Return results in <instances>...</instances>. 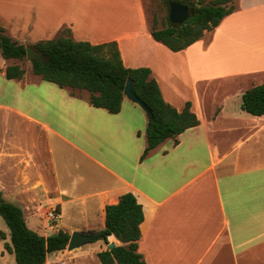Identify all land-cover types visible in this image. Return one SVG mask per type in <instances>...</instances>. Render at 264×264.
<instances>
[{"label": "crops", "instance_id": "0c3cea01", "mask_svg": "<svg viewBox=\"0 0 264 264\" xmlns=\"http://www.w3.org/2000/svg\"><path fill=\"white\" fill-rule=\"evenodd\" d=\"M115 1L88 11L81 0H0V27L26 46L66 28L76 41H116L126 67H149L164 99L179 111L191 102L200 124L142 159L149 117L139 104L125 96L114 114L39 75L9 79L19 59L0 55L1 197L33 219L44 204L56 208L59 220H43L39 234L95 237L107 206L132 193L144 209L146 264H264V115L242 108L244 92L264 83V0H238L180 51L153 37L144 0L134 10ZM89 244L97 257L127 245L115 234ZM76 249L63 264H79Z\"/></svg>", "mask_w": 264, "mask_h": 264}, {"label": "trees", "instance_id": "16d2710c", "mask_svg": "<svg viewBox=\"0 0 264 264\" xmlns=\"http://www.w3.org/2000/svg\"><path fill=\"white\" fill-rule=\"evenodd\" d=\"M180 1L196 10L184 25L175 26L168 21L167 25L158 27L156 18L152 24L153 37L172 51L183 50L202 39L205 32L213 31L238 8V0ZM33 46L47 57L45 63L32 62L36 75L62 88L87 90L90 103L110 113L122 110L127 80L133 79L134 92L154 114L153 118L148 116V146L142 159L166 139L176 138L200 124L191 102L179 111L164 99L149 67H126L116 41L101 44L76 41L71 30L66 28L57 38L41 40ZM0 55L7 59H24L27 57V46L7 35L5 29L0 27ZM25 73L20 64L10 65L6 71L9 79H20ZM242 108L253 115H264V83L244 92ZM0 214L10 230V242L6 243V248L15 254L16 264H45L50 253L63 251L69 244L71 234L63 230L44 236L31 229L23 208L1 196ZM143 221V206L132 193L122 195L117 204L107 206L106 226L95 235L93 241H107L110 235L115 234L127 245L100 251L98 257L102 264H146L139 252Z\"/></svg>", "mask_w": 264, "mask_h": 264}, {"label": "rangeland", "instance_id": "374dc122", "mask_svg": "<svg viewBox=\"0 0 264 264\" xmlns=\"http://www.w3.org/2000/svg\"><path fill=\"white\" fill-rule=\"evenodd\" d=\"M101 1L102 0H81L82 8L84 10L87 8V6L90 7V3L99 4ZM206 1L210 2L211 0H206ZM115 2L116 1L114 0V3ZM128 4H129V7L134 10V8L138 7L139 2L138 0H128ZM144 5H145L146 13H147V16H148V19L151 25L154 22V18H156L157 20L158 27H162L163 25L168 24L169 6L165 0H144ZM209 36L210 35L207 34L206 38L209 39ZM27 45L33 46L34 44L28 43ZM18 61L20 62L19 64L21 65V67H23L27 73L32 74V75L35 74L33 71V64L27 57H25L24 59H19ZM259 76H260L259 79L261 80L256 83H261L264 81V74L259 75ZM201 86L202 85H200V87ZM72 91L79 96H85V97H88V99L90 97V93L87 90L72 89ZM237 91H239V89ZM3 198L9 201H13L11 199H8L5 196H3ZM42 207L44 210H46L48 208V205L44 204ZM29 214L30 213L28 211V208H25V215L26 216L28 215L27 216L28 226L31 229L35 228L36 231L38 230L40 233L41 232L43 233V230H41L40 228L41 224L43 220H48L47 217L45 216V211L41 210L40 214L38 213L39 214L38 217L34 219L33 217L29 216ZM51 233H54V232H51ZM42 235L48 236L51 234H42ZM6 242H10V230H9V227L6 221L0 214V264H16L15 254L10 253V251L6 248V244H5ZM93 247H94L93 244L87 243L84 246H81L78 249H76L77 251H75V254H81L80 257L76 259V261L79 264H100V260L98 259V257L96 255L95 256L90 255V253L88 252V250ZM73 250H69L67 246V248L62 251L63 253L60 254V256L59 254H57L58 256H55L54 253L50 254L49 260L46 261L47 262L46 264H63L65 261H69L70 257L72 256ZM86 252L89 253L88 256L85 255ZM68 264H74V262H70Z\"/></svg>", "mask_w": 264, "mask_h": 264}, {"label": "water", "instance_id": "95a60500", "mask_svg": "<svg viewBox=\"0 0 264 264\" xmlns=\"http://www.w3.org/2000/svg\"><path fill=\"white\" fill-rule=\"evenodd\" d=\"M167 1L169 6V21L175 26L184 25L196 13L194 7L188 3L182 2L180 0ZM27 58L31 62L37 61L39 63H45L47 61V57L45 56L44 52L36 49L34 46H27ZM133 85V79L129 78L124 89L125 96L133 102L139 104L146 111L148 116L153 118L154 114L152 109L134 92ZM93 239L94 233L92 232L74 231L71 234L68 249L73 250L79 248L87 243L92 242ZM114 246V244H110V248H113Z\"/></svg>", "mask_w": 264, "mask_h": 264}, {"label": "built area", "instance_id": "2783aa9c", "mask_svg": "<svg viewBox=\"0 0 264 264\" xmlns=\"http://www.w3.org/2000/svg\"><path fill=\"white\" fill-rule=\"evenodd\" d=\"M45 216L49 221L56 223L59 220V211L54 207H49L45 211Z\"/></svg>", "mask_w": 264, "mask_h": 264}, {"label": "bare ground", "instance_id": "6f19581e", "mask_svg": "<svg viewBox=\"0 0 264 264\" xmlns=\"http://www.w3.org/2000/svg\"><path fill=\"white\" fill-rule=\"evenodd\" d=\"M87 9H88V11H89L91 8L88 6V8H87ZM91 11H92V10H91Z\"/></svg>", "mask_w": 264, "mask_h": 264}]
</instances>
